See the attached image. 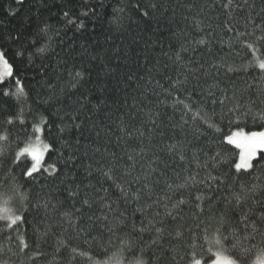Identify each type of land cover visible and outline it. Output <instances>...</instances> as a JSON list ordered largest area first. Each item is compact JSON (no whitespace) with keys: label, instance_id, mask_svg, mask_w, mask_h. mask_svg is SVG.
I'll use <instances>...</instances> for the list:
<instances>
[{"label":"trees","instance_id":"obj_1","mask_svg":"<svg viewBox=\"0 0 264 264\" xmlns=\"http://www.w3.org/2000/svg\"><path fill=\"white\" fill-rule=\"evenodd\" d=\"M225 5L228 0H0V48L27 92L19 102L0 95V132L8 127L6 117L21 108L25 120L9 127L7 144L0 141V204L8 200L25 217L16 231L0 233V264H188L189 243L195 239L206 248L204 237L217 235L235 252L251 250L245 259L254 264L264 249V158L250 172L235 173L229 165L239 150L221 142L240 128L264 130V71L246 47L255 42L264 57L256 41L264 32L253 33V24L264 25V0ZM81 20L84 27L77 29ZM202 38L206 44L197 43ZM78 70L84 73L79 83L73 78ZM185 77L186 83L173 88ZM8 87L15 91L14 81ZM201 117L220 131L208 130ZM35 124L52 145L46 163L60 171L25 178L30 161L14 164L13 156ZM169 144L183 146L184 161L176 155L179 148L167 151ZM225 150L227 164L202 166ZM69 156L72 164L65 167L61 161ZM109 166L113 180L97 171ZM197 173L203 183L177 187ZM209 173L224 183L209 181ZM136 176L139 183H127ZM118 184L130 193L139 189L140 202L124 197ZM253 184L261 190L237 204L232 193ZM69 190L78 195L69 197ZM180 199L185 203L173 208ZM157 212L165 231L152 244L157 234L149 221ZM65 213L72 214L71 222ZM18 235L29 244L23 252ZM37 246L43 255L34 257Z\"/></svg>","mask_w":264,"mask_h":264},{"label":"snow or ice","instance_id":"obj_2","mask_svg":"<svg viewBox=\"0 0 264 264\" xmlns=\"http://www.w3.org/2000/svg\"><path fill=\"white\" fill-rule=\"evenodd\" d=\"M18 2H22V0H18ZM245 3H247V0H245ZM232 4V0H228V5ZM228 5H225L227 7ZM151 8L155 9L157 5L155 3L150 5ZM88 13L85 12L83 15H87ZM149 13L146 11L144 15H148ZM64 16L67 17L68 13L65 12ZM251 22V19H250ZM69 23H75L74 20H70ZM47 25H45L44 29H41V31L47 30ZM84 22L81 20L79 24H77V29L83 28ZM229 31H232V29L229 27ZM256 30H260L261 32H264V25L260 24H253V33ZM22 39V38H19ZM256 41L261 43V47H264V35L257 36ZM198 44H206L207 42L202 38L197 42ZM246 47L251 51L253 55V61L252 63L258 67L260 70L264 71V57L257 55V53L260 51L259 48L255 46V42H248L246 43ZM182 51H187L186 48L181 49ZM46 49L39 48L37 49V52L43 53ZM17 56H22L23 52H17ZM177 60H181V57L179 53H177ZM215 67V65H214ZM234 69L229 67L228 71H233ZM74 80H76L77 83L79 81L84 79V73L82 71H76L73 75ZM131 79V77H129ZM9 81H14L15 84V91H12L8 87ZM187 82V77H185L184 81L177 80L173 84V88L178 87L179 85H182ZM77 84L74 83L72 87H76ZM0 95L4 97L9 98H15L17 102L21 98L26 99L27 98V92L25 91V87L18 76L15 75V69L13 63L10 62L6 52L0 48ZM182 103V102H181ZM222 103V101H221ZM185 108H189V105H185ZM190 110V109H189ZM199 115V112L197 113ZM201 120L203 123L207 124L208 130H215L216 132L220 131V128L213 122H211L208 119H205V117H201ZM42 121L44 124L47 123L46 119L42 118ZM19 123L21 126L25 125V120L23 117V109L21 108L20 112L12 115L9 114L5 119V125L8 127H5L3 132H0V141L7 144L11 139V132L8 130L9 127L14 126L16 123ZM154 122V121H153ZM184 123H187V121H184ZM79 127V126H77ZM65 129L63 127L60 128V132H63ZM197 132L199 133V128L197 129ZM203 134V133H200ZM131 135V133H129ZM143 135V133H141ZM44 136V128L40 124L33 125L32 128V135L29 136V138L26 141L19 142L17 149L14 152L13 156V163L19 164L21 162L22 158H26L30 161V165L25 168L23 171V176L25 178L33 177L34 174L40 173L42 170L45 172H48L49 175H55L57 174L60 169L57 167L56 163L48 164L46 163V153H49L52 151V145L45 143L43 140ZM22 144V146H21ZM221 146H233L238 151V157L232 161V163L229 165L230 168L235 170V173L243 174L250 172L254 169V161L259 163V161L264 158V130L259 131H245L243 128H240L236 131L231 132L228 135H225L222 137ZM167 151L169 153H173L176 149H180L178 152H176V155H178L179 160L184 161L185 160V154L183 151V146L178 144H169L166 146ZM96 151H99V149H96ZM3 148H0V156L3 155ZM207 155V154H205ZM227 150L224 152L217 151L214 155L208 156L207 160L204 161L203 167L208 168V162L211 161V167L214 169L218 166H223L228 163L226 160ZM193 160H196L199 164V157L194 152L193 153ZM128 159L131 161L134 159L133 156H128ZM73 157L69 156L66 160L62 159V163L65 167H69L72 164ZM97 171H101L102 175L108 179L113 180V168L111 166L107 167L106 169H97ZM152 172H155V168H151ZM130 170L125 173V175H130ZM89 175H91V172H89ZM197 174H190L184 178V183L181 185H177V187H185L189 184H194L197 182L203 183L204 181H198ZM141 177L136 176L134 177V180L127 181L128 184H131L133 182L139 183ZM144 179H147V174L145 175ZM208 180L213 182H219L224 183V180L222 177H217L211 175V173L208 174ZM209 188H211V184L209 183L207 185ZM117 187L120 188V191L124 197H131L132 200L136 201L137 203L141 200V193L140 190L137 189L136 191L129 192L128 188L124 186V184H118ZM144 189L148 190L150 193L151 187L149 184H144ZM173 185L169 184L168 188L171 189ZM261 190V186L257 184H253L250 188L246 187L244 185L240 186V192H233L232 198L235 199L237 204H240L241 200H247L251 198L252 194H255L257 191ZM97 192H107V189L98 188L96 189ZM243 193V196L240 194ZM264 194V192H262ZM69 197H75L78 195L77 190H69L68 192ZM101 200L104 199V197H100ZM197 200H200L201 197L197 196ZM128 200H125V203H127ZM258 202V201H254ZM9 201L4 200L3 204H0V222H3L2 226H0V233L4 232H12L16 231L19 228L20 223L25 222V217L20 214H16V212L11 208L8 207ZM156 203H159V201H156ZM185 201L183 199L178 200L176 203L173 204V208H178L180 205L184 204ZM84 205H89V200L84 199L83 200ZM106 207H109V210H111L109 205H105ZM47 207V205H45ZM145 207H151L150 205H145ZM167 207V206H165ZM199 208V205H197ZM140 211H143V208L138 209ZM76 211H80L77 209ZM66 217H68L69 221H72V214L71 213H65ZM167 216H172V212H166ZM160 213L157 212L156 216L153 217L152 220L149 221V226L153 228L155 233L157 234V239L152 240V244H156L157 240L160 238V236L165 231L164 228V220L163 218L156 219V217H159ZM104 219H107V216L105 215ZM160 225V226H156ZM253 229L255 230V225H253ZM83 231V229H81ZM141 231H144V228H141ZM38 232V229H37ZM39 236H44L46 233H39ZM180 233L177 232V236H179ZM11 239V237H8ZM17 239L19 241L20 251L23 252L25 249L29 248L28 242L24 239L22 235H18ZM226 237L222 236H213L212 238H209L207 236L204 237V240L207 243V247L205 248L202 244L198 245L196 240L193 239L189 243L188 247V264H248L247 259L245 257L247 256V253L251 250H245L243 253L235 252L233 251V248H235V245H233V248H228L224 244V240H226ZM74 253L77 252V249L73 248L72 250ZM80 255H86V253L81 252ZM43 255L38 250L33 253L34 257H39ZM137 264H147L146 261L140 260L137 262ZM254 264H264V249L258 250L256 254V259L254 261Z\"/></svg>","mask_w":264,"mask_h":264},{"label":"rangeland","instance_id":"obj_3","mask_svg":"<svg viewBox=\"0 0 264 264\" xmlns=\"http://www.w3.org/2000/svg\"><path fill=\"white\" fill-rule=\"evenodd\" d=\"M113 264H117V263H113Z\"/></svg>","mask_w":264,"mask_h":264}]
</instances>
